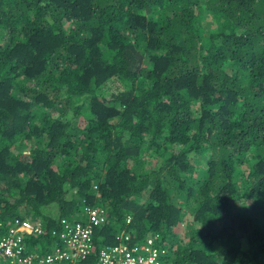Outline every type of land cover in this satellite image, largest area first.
I'll list each match as a JSON object with an SVG mask.
<instances>
[{
	"label": "trees",
	"instance_id": "trees-1",
	"mask_svg": "<svg viewBox=\"0 0 264 264\" xmlns=\"http://www.w3.org/2000/svg\"><path fill=\"white\" fill-rule=\"evenodd\" d=\"M18 217L52 264L122 231L264 264V0H0V242Z\"/></svg>",
	"mask_w": 264,
	"mask_h": 264
},
{
	"label": "built area",
	"instance_id": "built-area-1",
	"mask_svg": "<svg viewBox=\"0 0 264 264\" xmlns=\"http://www.w3.org/2000/svg\"><path fill=\"white\" fill-rule=\"evenodd\" d=\"M91 221L94 225L99 224L100 219L98 218L96 212H91ZM22 228L29 232H40L38 230H34L33 225L30 223H23ZM66 230L67 232L65 234V237L71 236L72 232L69 225L66 226ZM12 232L15 233L14 231ZM90 232L91 231H84L78 228L77 236L79 237V235H81L82 239H84L88 236V234H90ZM7 242L9 241L0 242V249L5 254V257L11 258L14 255H12V247L8 245ZM72 247L76 251L74 256L59 252L60 255H57L56 257L60 260H63L66 257L73 258L74 260L76 258L85 259L94 252L93 248L91 251L88 250V247L81 242L80 237L79 239H76ZM143 250H145V252H143ZM158 256L159 254L155 249L151 250L148 247H132L129 243V238L127 237L125 241L121 242L120 245L101 251L99 254V264H159ZM47 262L48 264H52L54 262V259L49 258Z\"/></svg>",
	"mask_w": 264,
	"mask_h": 264
},
{
	"label": "clouds",
	"instance_id": "clouds-1",
	"mask_svg": "<svg viewBox=\"0 0 264 264\" xmlns=\"http://www.w3.org/2000/svg\"><path fill=\"white\" fill-rule=\"evenodd\" d=\"M17 221V226L15 227H10V229H6L7 226H5L6 229V234L11 236V238L8 240L9 242L8 245L12 247V255H14L11 258L5 257V254L1 251L0 249V264H48L49 258H53L52 254L48 256H39L38 251H39V245L38 242L37 248L33 251L34 254H27L25 251L30 245L33 244L35 241H39L41 239V235L46 231L44 229L45 226H42L38 221H31V220H24V221ZM23 223H30L33 225L34 230H38L40 232H29L25 229L22 228ZM45 225V224H44ZM70 226V225H69ZM4 227V224H0V229ZM14 231L15 233H13ZM67 231H64L61 238L64 239L65 234ZM14 236V237H12ZM137 234L134 231L127 232V231H122L119 235L115 237V242L112 244H109L106 246V249L108 248H113L115 246H118L121 244L122 241H125V239L128 237L129 238V243L131 246H136L138 248H150L151 250H154L153 244L158 240L157 235H149L147 240L145 242L139 241L138 237H136ZM73 249V248H72ZM74 250V249H73ZM157 252L158 250L155 249ZM95 251V248H94ZM36 252V253H35ZM145 252V250H143ZM60 253H67L65 251H60ZM60 253H56L55 256L60 255ZM68 254V253H67ZM159 254V252H158ZM167 254V253H166ZM165 254V255H166ZM69 255V254H68ZM70 256H74V254H70ZM70 258V257H69ZM160 254L158 256V261L160 260ZM54 263V262H53ZM160 264V261H159Z\"/></svg>",
	"mask_w": 264,
	"mask_h": 264
},
{
	"label": "crops",
	"instance_id": "crops-1",
	"mask_svg": "<svg viewBox=\"0 0 264 264\" xmlns=\"http://www.w3.org/2000/svg\"><path fill=\"white\" fill-rule=\"evenodd\" d=\"M25 218H27V217H18V218H15V219H13V220H9L8 222H6V229H10V227H15V226H17V221L16 220H19V221H24V220H27V219H25ZM38 222L42 225V226H45L44 227V229L46 228V225H44L45 223L43 222V221H41V220H38ZM46 230V229H45ZM63 232H64V229H62V228H60V227H58V228H56V229H53L52 231H51V237H53V238H57L58 239V241L59 240H61L62 238H61V236H62V234H63ZM46 238V237H45ZM38 245H39V251H38V255L39 256H48V255H50V254H47L46 255V251H47V249H48V247H47V245H46V243L44 242V241H42V240H40V241H38ZM36 253V252H35Z\"/></svg>",
	"mask_w": 264,
	"mask_h": 264
},
{
	"label": "rangeland",
	"instance_id": "rangeland-1",
	"mask_svg": "<svg viewBox=\"0 0 264 264\" xmlns=\"http://www.w3.org/2000/svg\"><path fill=\"white\" fill-rule=\"evenodd\" d=\"M64 264H66V263H64Z\"/></svg>",
	"mask_w": 264,
	"mask_h": 264
}]
</instances>
